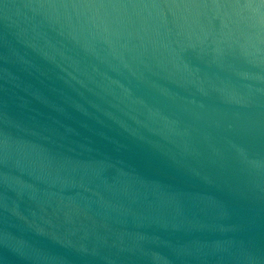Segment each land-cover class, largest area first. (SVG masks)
I'll return each instance as SVG.
<instances>
[{
	"label": "water",
	"instance_id": "95a60500",
	"mask_svg": "<svg viewBox=\"0 0 264 264\" xmlns=\"http://www.w3.org/2000/svg\"><path fill=\"white\" fill-rule=\"evenodd\" d=\"M0 264H264V0H0Z\"/></svg>",
	"mask_w": 264,
	"mask_h": 264
}]
</instances>
